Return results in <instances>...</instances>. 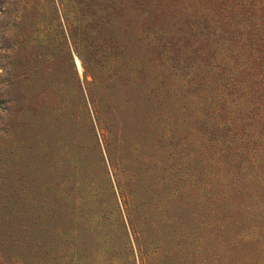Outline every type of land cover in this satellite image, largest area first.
<instances>
[{"label":"rangeland","instance_id":"1","mask_svg":"<svg viewBox=\"0 0 264 264\" xmlns=\"http://www.w3.org/2000/svg\"><path fill=\"white\" fill-rule=\"evenodd\" d=\"M112 1L119 10L125 9L120 0ZM48 3L50 0H0V264H264V77L256 74L258 67L261 72L264 68V49H246V41L221 45L222 23L231 31V43L241 38L243 23L239 16L233 18V1L223 0L215 17L211 15L217 29L205 21V26L182 32L190 46L173 44L177 51H173L176 55L171 52L169 70L166 64L164 88L168 93L155 88L157 107L165 108L169 102V110L163 108L161 116L153 119L158 134L166 137L169 155L159 153L149 163L150 168L157 164L155 177L151 176L154 192L148 209L156 226L152 240L147 229L138 230L142 235L137 237L136 250L126 245L115 215L108 218V208L105 216L110 229L95 247L94 238L101 233L94 237L91 223L87 224L90 201L85 204L87 212L75 214L80 227L75 244L59 217L51 220L50 212L41 211L39 204L45 202L46 189L36 156L40 153L38 158L45 159L42 165L48 168L52 155L63 153L60 142L68 139L46 135L29 122L20 81L23 74L38 73L34 79L37 89L41 88V103L53 104L50 77L64 61L59 58V46L52 47L57 50L54 66L44 59L49 54L42 45L45 35L53 41L59 38ZM174 3L169 0L167 9L176 13ZM242 3L252 15L250 0ZM207 8L203 4L193 10L210 17ZM190 14L183 10V15ZM129 20L135 26V21ZM176 24L173 33L168 32L174 40L181 36L177 31L181 25L187 27L188 23ZM155 35L152 32V37ZM207 41L214 44L212 49L220 60L217 93L209 89L207 74L191 67L196 55L204 52L200 44ZM74 59L81 74V63ZM33 132L41 135V146L30 141ZM67 160L72 158L68 155ZM164 160L161 177L166 179L156 181L163 175L158 164ZM108 199L104 196L99 201L106 205ZM228 244L246 247L229 254Z\"/></svg>","mask_w":264,"mask_h":264},{"label":"trees","instance_id":"2","mask_svg":"<svg viewBox=\"0 0 264 264\" xmlns=\"http://www.w3.org/2000/svg\"><path fill=\"white\" fill-rule=\"evenodd\" d=\"M232 1L233 18L239 16L243 30L241 38L231 43V31L222 23L221 45L246 41V49H264V0H250L252 15L242 3L244 0ZM119 2L124 10H119L110 0H50L48 4L56 19L59 38L53 41V37L45 35L42 45L49 54L44 55V59L51 62L50 67L54 66L57 50L52 47L59 46L58 51L62 52L59 58L64 61L53 70V78L49 75L55 100L52 105L46 100L41 103V88L37 89L34 79V75H38L36 72L23 74L20 85L23 102L27 105L25 115L31 119L29 122L46 135L59 134L68 139L60 142L63 153L52 155L48 168L42 165L45 159L38 158L40 153L36 156V161L41 163L39 176L46 189L45 202L39 204L41 211L50 212L51 220L59 217L60 225H67L66 235L75 244V240L78 241L75 232L80 230L75 214L78 210L87 212L85 204L90 201L87 224L91 223L94 237L101 233L98 239L94 238L95 247L109 232L105 216L108 208V218L115 215L125 234L126 245H133L136 250L137 237L142 235L138 230L147 229L152 240V228L156 226L152 221L153 212L149 210L153 202L150 195L154 192L151 176H154L157 164L150 168L149 163L159 153L169 155L166 137L160 136L153 126V119L164 111V106L157 107L155 88L168 93L164 88L168 76L166 64L172 62L171 52L176 55L173 44L190 46L189 38L182 32L189 33L191 29L205 26V21L217 29L211 15L215 17L217 6L224 3L223 0H174L178 6L175 13L167 9L169 0ZM203 4H207L210 17L205 12L193 10L196 5ZM257 6L260 8L253 13ZM183 10L188 14L193 12L191 16L183 15ZM257 13L260 16H256ZM246 16L248 19L243 20ZM258 17L260 20L256 25ZM129 18L135 21V26ZM179 21L188 24L187 27L181 25L177 30L181 36L174 40L168 32L173 33ZM200 40L204 41L203 36ZM200 45L204 52L196 55L191 67L195 68L194 72L207 74L209 89L217 93L218 53L209 41ZM74 57L81 63V74ZM242 65L247 70L245 64ZM262 69L261 72L258 67L256 74L259 72L264 77ZM239 78L242 82L241 73ZM202 81L200 86L203 88ZM168 104L165 103V112L169 110ZM35 132L30 141L41 146V135L37 136ZM68 155L78 168L72 160H67ZM166 160L158 164L163 175L156 181L166 179L161 177ZM104 196L110 197L106 205L99 201ZM149 197L151 201L147 200ZM65 219L67 222H63ZM245 247L228 244L227 250L229 254H236ZM114 251H117L116 246Z\"/></svg>","mask_w":264,"mask_h":264}]
</instances>
